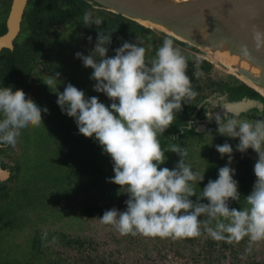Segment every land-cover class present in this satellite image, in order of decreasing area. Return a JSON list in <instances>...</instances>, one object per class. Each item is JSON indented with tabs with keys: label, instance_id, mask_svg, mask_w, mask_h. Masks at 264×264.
<instances>
[{
	"label": "clouds",
	"instance_id": "1",
	"mask_svg": "<svg viewBox=\"0 0 264 264\" xmlns=\"http://www.w3.org/2000/svg\"><path fill=\"white\" fill-rule=\"evenodd\" d=\"M83 19L85 25L102 23L99 17L93 20L91 12H85ZM111 33L98 32L88 55L75 53L85 68L92 69L93 91L103 93L111 101L109 105L98 96L86 97L71 83L57 91L60 73L44 82L56 88V104L62 114L74 120L78 133L94 138L111 158L114 176L109 182L127 194L125 210L104 211L101 223L116 227L121 236L162 239L196 238L203 227L215 241L238 243L247 237L245 251L250 253L253 244L264 241V118L239 119L235 112L228 118V110L223 117L206 111L219 135L238 139L235 151L251 149L256 154V179L244 197L247 207H231L230 201L240 202L241 196L231 167L234 149L225 142L216 145V151L222 158L227 156V163L218 169V178L209 179L197 195L193 182H202L204 175L186 163L187 148L172 147L170 151L179 157L177 163L172 168L161 167L167 157L159 136L173 125L183 105L198 95L187 74V58L171 38H165L148 59L147 49L139 42H124L108 56ZM252 37L258 51L264 48V31L253 29ZM240 54L251 59L246 45L241 46ZM195 75H203L199 67ZM48 111L22 89L0 87V145L14 147L21 130L39 127L42 114ZM188 126L191 128V123Z\"/></svg>",
	"mask_w": 264,
	"mask_h": 264
},
{
	"label": "flooded vegetation",
	"instance_id": "2",
	"mask_svg": "<svg viewBox=\"0 0 264 264\" xmlns=\"http://www.w3.org/2000/svg\"><path fill=\"white\" fill-rule=\"evenodd\" d=\"M35 1L36 0H27L20 20V29L12 40L11 48L2 47L0 49V57H2V60H0V87L11 86L13 90L22 89L34 102L40 99L39 96H44L48 93L57 97L55 92L56 88H49L45 83L49 76L55 75L51 68L53 56L55 54L53 51H55V45L61 43V39L68 41L66 45H69L70 50H73L71 49L70 43L74 41L73 48H76L77 51L86 56L95 46L98 32H112L111 37L116 39L124 37L126 42L141 43L142 46L147 49L146 59H148L154 55L155 49L162 44L165 38H171L174 41V46L178 47L188 60L187 74L191 75L190 79L194 82V85L192 84L193 89L198 95L194 99L195 103L190 111L186 113L184 117L178 115L173 122L177 124L176 127L170 128L172 132L169 134L167 132L170 138L175 137V139L172 138L175 142L172 143L169 141L165 146V150L170 159H166L167 161L164 167H174L179 159L176 153L170 151L172 147H185L188 150L186 163L190 164L194 171L203 174L204 178L208 177L210 171H218L220 167H223L227 163V156L222 158L216 151V145H222L228 142L234 149L232 162L236 167L234 179L238 181V184L243 181H248L251 191L256 179L253 172L256 159L248 156L250 149L246 153L235 151V146L239 142L238 139L219 135L216 132L217 125L214 119L209 118L205 113L206 111L213 114L218 113L223 117L225 115V110H228V118H232L233 112L239 113V119L264 118V99L259 92L248 86L239 78L216 69L212 63L199 56L197 50L187 43L171 36L158 34L150 28L120 14L91 5L87 0H53L47 7L33 14L30 18L31 20L25 22V12L29 6H34ZM11 3L12 0H0V36L7 31L6 21ZM37 7H42L40 1H37ZM85 12H91L93 20L97 17L101 18V25H85L83 19ZM116 15H120L125 19L121 17L117 18ZM45 16H47V18ZM115 19H120L121 24H114ZM33 27H35V31L32 30ZM89 36L92 37L91 41L88 40ZM124 38H122V40H124ZM111 53L112 47L109 46L107 55L113 56V53ZM12 54H17L18 58L21 60L16 62V66H14L11 71H8L6 67H3V61H7L9 57L13 58L14 56ZM80 63L81 67L79 70L80 74L83 75L81 85L85 96H89L88 94L90 93H95L99 95V100L101 102L109 105L111 101L103 93L93 91V84L95 81L90 79L92 69L85 68L81 60ZM197 67H199L203 73L199 78L195 75ZM61 79V83L58 82L57 84L60 85L57 86V91L59 92H62L64 90L62 86L67 84L65 78ZM242 100H245L244 106H238L237 108L241 109L235 110L236 107L233 106ZM249 100L256 102L249 105L247 103ZM189 123L192 125L191 128L188 126ZM29 132V127L21 130V134L17 138L16 143L17 145L19 142L21 149L14 161L9 160L10 152L14 147L11 145H0V203L8 199L11 194L21 189L26 184H29V186L37 185V183H26L28 177L26 176V167H23L24 159H26L24 139L26 136H29ZM223 159L225 161H223ZM106 166L113 168V164L110 165L108 162H105L102 165L103 172H98V177H91L88 183H81L80 192H78L77 195L85 194L86 197H88L83 200V205L79 210L83 215L101 217L104 213L103 211L99 216L96 214L92 215L90 213L88 214L83 209L85 207L84 201H88L91 199V196L93 197L95 195L94 192L92 193L95 188L92 183L98 181L101 186H104L105 183L112 184L109 180L113 177L114 172L105 173L106 169L112 171ZM244 171H246L248 175L244 174L245 178L242 179L239 173ZM207 181L208 180L204 179L200 183L193 182L197 195L200 194V190L203 189ZM46 183H53V180L47 181ZM59 183H71V181ZM61 189L64 190V188ZM50 192H52L51 187L45 190L48 199L50 198ZM58 192L60 193L59 190ZM63 193L64 195L61 193L62 195L60 196L59 194L57 197H62L68 202L73 198L75 191L74 193H70L69 190H67ZM95 197L96 195L94 198ZM67 202L57 210L61 212L62 216L67 215L69 208L73 210L72 202L66 204ZM203 202L206 203L207 201ZM243 203L245 206V200H243ZM120 205L115 208H119ZM40 209L46 210V208L42 207ZM53 209L54 208H52V210ZM75 244L76 243H73L70 246H74Z\"/></svg>",
	"mask_w": 264,
	"mask_h": 264
},
{
	"label": "rangeland",
	"instance_id": "3",
	"mask_svg": "<svg viewBox=\"0 0 264 264\" xmlns=\"http://www.w3.org/2000/svg\"><path fill=\"white\" fill-rule=\"evenodd\" d=\"M67 42L61 39V43L55 45L51 68L53 73H60L59 80L65 78L66 83H71L83 90L81 85L83 75L79 70L81 63L74 53L77 50L73 48L74 41L70 43L73 50L69 49V45H66ZM64 87L65 85L62 86L63 89ZM88 95L86 97H99L95 93ZM39 98L35 103L41 108L47 107L49 111L47 114H42L43 124L39 127H29V136L33 140L29 138V151L24 159L23 167H26V176L28 177L26 183H37L36 186L26 184L31 189V194L36 195L39 190L42 193V199L47 200L45 188L51 185V189H58L57 179L60 177L64 181H71V183H64V190L59 189L61 196L67 190L74 193L75 183H88L91 176L98 177L99 170L91 169V165L94 166V163H85L92 156L88 152L90 146L79 138L80 134L74 120L62 114L56 104L57 97L48 93L39 96ZM71 135H79L73 144ZM34 139L38 140V143L34 142ZM20 149L21 145L18 142L10 152V161L15 160ZM71 149H73V154L70 155ZM248 156L257 158L251 149ZM223 161L225 160L223 159ZM98 162L101 161L98 160ZM231 167L236 171L234 163ZM107 168L113 172V168L109 166ZM217 172V170L210 171L209 179L218 178ZM54 179L57 182L46 183L50 180L54 181ZM238 185L240 202L230 201V206L244 208L247 207L243 203L244 197L250 193L249 184L248 181H243ZM87 198L85 194H74L73 198L67 202L66 199L60 197L52 201L55 203L53 210L36 207L26 214L24 223L20 227L15 226L11 230L10 228L6 230L4 226L2 233L0 232V258L8 254L11 259H18L23 264H48L52 257H58L60 264H254L264 262V241L253 244L251 252L248 253L245 251L249 245L247 237L238 243L215 241L208 236L203 227L201 235L196 238L162 239L139 234L121 236L116 227L102 224L99 217H89L79 212L83 200ZM125 200L117 208L119 211L125 210ZM65 202H67L66 204L72 202L73 210L69 208L67 215L62 216L61 212L57 210ZM201 219L205 218L201 217ZM38 233L43 234L41 247L43 253H41L40 259L33 263L28 261V246L31 244L29 239ZM63 236L78 239L82 245H67L63 242ZM15 263L17 262L15 261Z\"/></svg>",
	"mask_w": 264,
	"mask_h": 264
},
{
	"label": "water",
	"instance_id": "4",
	"mask_svg": "<svg viewBox=\"0 0 264 264\" xmlns=\"http://www.w3.org/2000/svg\"><path fill=\"white\" fill-rule=\"evenodd\" d=\"M120 14L158 34L187 43L215 67L239 78L264 99V48L259 51L253 29L264 31V0H87ZM27 0H12L0 36V49L12 46ZM247 46L251 59L243 58ZM256 101L249 100V105ZM245 100L235 104V110ZM251 103V104H250Z\"/></svg>",
	"mask_w": 264,
	"mask_h": 264
},
{
	"label": "trees",
	"instance_id": "5",
	"mask_svg": "<svg viewBox=\"0 0 264 264\" xmlns=\"http://www.w3.org/2000/svg\"><path fill=\"white\" fill-rule=\"evenodd\" d=\"M37 1H40V4H42V7H37ZM53 0H36L34 3V6L31 5L27 8L25 15H24V19L25 22L27 20H31L30 18L33 16V14L38 13L39 10H41L42 8L47 7ZM44 13V11H43ZM47 18V16H45ZM117 18H123L120 15H116ZM42 18V17H41ZM125 19V18H123ZM120 19H115L114 20V24L118 23L121 24ZM4 29V27H3ZM33 31H35V27L32 28ZM122 38L124 37H120V38H114L111 37L112 43L109 45L110 47H112V53L114 55V51L113 49L120 47L125 41L122 40ZM7 52H9L8 50H6ZM11 53V52H10ZM111 53V54H112ZM14 57L10 58L7 61H3V67H6L8 71H11L14 66H16V62L20 61L21 59L18 58L17 54H12ZM0 60H2V57H0ZM188 76L191 78V75L188 74ZM193 81V80H191ZM192 84L194 85V82H192ZM195 100H192L189 104H185L183 105V110L177 114L180 115L181 117H184L186 115V113H188L190 111V109L192 108V106L194 105ZM176 116V117H177ZM176 123H173V125H171L165 133H163L162 135L159 136L160 142H161V147L163 150H165V146L167 145V143L169 141H171L172 143L175 142V140H173L172 138H170L167 135L170 132H172V127H176ZM165 136V137H164ZM78 136L75 135H71V143L73 144V141L75 140V138H78ZM30 136H26L24 139V143H25V150H26V155L29 151L28 146L30 145ZM81 139H83L85 141V143H88V146H90V151H88L92 156L90 159H88L87 161H85V163L87 164L88 162L94 163V166L91 165V169L96 168L97 170H99L100 173L103 172L102 170V165L105 162H108V164H112L111 158L103 153L102 147L99 145V143L94 139V138H85L83 135L80 134ZM33 140V139H32ZM34 142L38 143V140L34 139ZM36 145V144H33ZM37 149V148H34ZM166 151V150H165ZM71 153L73 154V149H71L70 155ZM165 155L167 157V160L170 159L167 151L165 152ZM72 158V157H71ZM73 159V158H72ZM75 160V159H74ZM98 160H100L101 162H98ZM166 160V161H167ZM77 164V163H76ZM161 167H164V165H161ZM65 169V168H64ZM109 173V170H105V173ZM107 173V174H108ZM244 174L248 175V173L246 171L239 173V176H241L242 179L245 178ZM238 176V177H239ZM93 177V176H91ZM90 177V178H91ZM237 178V177H236ZM205 180H209V177H205ZM58 182H65L64 179L62 177H60V179H57ZM56 179H54L53 183L57 182ZM75 194H77L78 192H80V186L81 183H75ZM95 188H94V194L97 197L94 198V196L90 197L91 199H89L88 201L85 200L84 201V211L87 212L88 214H96V215H100L101 212L115 208L117 206H119L120 204L123 203V200L126 199L127 194L122 193L119 189L118 185H115L114 183L109 184V183H105L104 186L99 185L98 181H95V183H92ZM92 185V186H93ZM51 187L47 186L45 188V190H47V188ZM64 188V183H58V189H52V192L49 193V199L48 200H44L42 199V193L41 191H37L36 195L31 194V189L27 186L24 185L21 189L16 190V192H14L13 194H11V196L4 200L3 202L0 203V232L2 233V229L8 230V228H10V230L13 227H20L22 225V223H24V219L26 217V214L38 207V208H46V210H52V208H54V202H52L53 200L57 199V196L60 194L58 192L59 189ZM41 193V194H40ZM191 199L195 200L196 197L193 196L191 197ZM51 202V203H50ZM90 203V204H89ZM63 241L65 242V244L67 245H71L73 243H76L77 245H82V243L78 240V239H68L66 237H62ZM31 244H29V259L28 261L33 262V261H37L40 259L41 257V253H43V249L42 244H43V234H35L33 235L30 239ZM7 255V256H6ZM3 258H0L2 260H0V264H23L22 262H20L18 259H11L10 256L8 254H6ZM15 258V257H14ZM59 258L58 257H52L49 259V263L52 264H57ZM15 261L17 263H15ZM20 262V263H18ZM34 263V262H33ZM254 264H264V263H254Z\"/></svg>",
	"mask_w": 264,
	"mask_h": 264
},
{
	"label": "bare ground",
	"instance_id": "6",
	"mask_svg": "<svg viewBox=\"0 0 264 264\" xmlns=\"http://www.w3.org/2000/svg\"><path fill=\"white\" fill-rule=\"evenodd\" d=\"M262 93H264L262 90H260Z\"/></svg>",
	"mask_w": 264,
	"mask_h": 264
}]
</instances>
